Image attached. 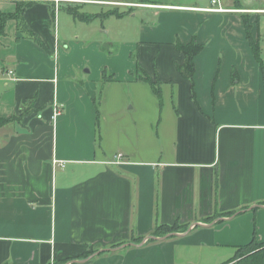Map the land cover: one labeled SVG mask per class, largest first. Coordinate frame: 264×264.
Returning a JSON list of instances; mask_svg holds the SVG:
<instances>
[{"label": "crops", "instance_id": "0c3cea01", "mask_svg": "<svg viewBox=\"0 0 264 264\" xmlns=\"http://www.w3.org/2000/svg\"><path fill=\"white\" fill-rule=\"evenodd\" d=\"M212 1L0 0V120L39 110L0 125V264H228L264 243V0ZM88 5L148 20L107 56L61 30Z\"/></svg>", "mask_w": 264, "mask_h": 264}, {"label": "rangeland", "instance_id": "374dc122", "mask_svg": "<svg viewBox=\"0 0 264 264\" xmlns=\"http://www.w3.org/2000/svg\"><path fill=\"white\" fill-rule=\"evenodd\" d=\"M123 1L128 3L129 2L146 3L151 1L167 2L169 0H123ZM114 10L128 11L129 8L126 7L118 8L115 6L101 7V6H91V5H88L87 8H79V12L85 15L86 14L98 15L103 13L106 14ZM133 10H134V14H136L135 18L126 17L123 20L122 19L117 20L115 16H109L106 17L105 19L97 18L92 23H85L80 20H75L71 15L67 13L66 8H64L60 14V26H61V30L66 32L68 38L73 39L75 36H79L80 40H87L90 42L100 41L101 52L107 56H114L119 53L126 52V50L122 49V44H123L122 42L137 41L138 30H139L138 28L141 19L146 21L148 20L147 15L146 16L141 15L143 11L149 13L148 10L141 11L138 8H134ZM67 15L72 17L69 19H73V21L76 23L75 25L71 26L65 22L66 19H68L69 17ZM260 23L261 24L264 23V16H261ZM85 70L88 69H83L84 72ZM173 230L166 229L164 232H162L161 236L164 237L166 235H169ZM141 242L142 241H140L139 243Z\"/></svg>", "mask_w": 264, "mask_h": 264}, {"label": "trees", "instance_id": "16d2710c", "mask_svg": "<svg viewBox=\"0 0 264 264\" xmlns=\"http://www.w3.org/2000/svg\"><path fill=\"white\" fill-rule=\"evenodd\" d=\"M66 11L69 15H71L75 20H80L85 23H92L97 18L105 19L109 16H115L118 18H122L123 14L119 13L118 11L114 10L109 13H103L98 15H90V14H81L79 12V8H73V7H67ZM23 8H19L17 13L15 14L14 18L18 22L19 29H22L23 33L31 39L33 42H35L38 46H40L42 49H44L46 52H48V49L42 40V38L32 32L30 29H28L25 25V21L23 19ZM4 19H1V22H3ZM248 30V29H247ZM252 43V42H251ZM253 51L255 55H259L260 48L257 45H253ZM203 46L198 44L196 41H192L189 44H182L177 43L175 45V49L177 52L181 53L185 57L184 63L179 66L178 70L180 74L187 80H189L192 83V94L194 96L193 91V77L195 74V63L194 59L196 56H198L203 51ZM147 82H149L147 80ZM34 101L29 102L28 105L22 108L21 115L19 117H11L8 119L0 120V125L9 123V122H21L24 117L28 116L29 114L33 112H38L39 110H34ZM174 229V228H169ZM148 242H153V240H149ZM228 264H264V243H259L256 239L251 241L250 243L241 246L237 249L234 257L229 261Z\"/></svg>", "mask_w": 264, "mask_h": 264}, {"label": "built area", "instance_id": "2783aa9c", "mask_svg": "<svg viewBox=\"0 0 264 264\" xmlns=\"http://www.w3.org/2000/svg\"><path fill=\"white\" fill-rule=\"evenodd\" d=\"M52 1H54V2H56L58 4L61 0H52ZM217 4H218V7H215V5H217ZM198 10L205 11V12H209V13H225V12H227V10H225V9H223V8H221L219 6V0H213L212 1V7L211 8H208V9H198ZM55 115H59V110L58 109L56 110V114ZM122 159H123V155H117L115 157V161L117 163H120Z\"/></svg>", "mask_w": 264, "mask_h": 264}]
</instances>
